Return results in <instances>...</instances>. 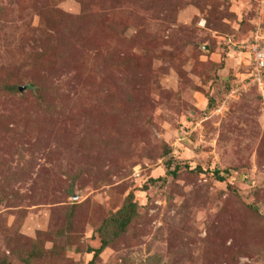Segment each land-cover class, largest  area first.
I'll return each instance as SVG.
<instances>
[{
	"label": "rangeland",
	"instance_id": "1",
	"mask_svg": "<svg viewBox=\"0 0 264 264\" xmlns=\"http://www.w3.org/2000/svg\"><path fill=\"white\" fill-rule=\"evenodd\" d=\"M260 1L0 0V263L264 264Z\"/></svg>",
	"mask_w": 264,
	"mask_h": 264
},
{
	"label": "built area",
	"instance_id": "2",
	"mask_svg": "<svg viewBox=\"0 0 264 264\" xmlns=\"http://www.w3.org/2000/svg\"><path fill=\"white\" fill-rule=\"evenodd\" d=\"M264 22V0L260 1L258 11L255 16V23L251 35L250 45L247 44L242 48L249 52V71L243 79L244 83L240 88L233 89L229 92V96L237 90L246 88H255L259 95L264 98V32L262 25Z\"/></svg>",
	"mask_w": 264,
	"mask_h": 264
},
{
	"label": "trees",
	"instance_id": "3",
	"mask_svg": "<svg viewBox=\"0 0 264 264\" xmlns=\"http://www.w3.org/2000/svg\"><path fill=\"white\" fill-rule=\"evenodd\" d=\"M251 89L255 90V88L253 87ZM9 90L12 91L14 90V88L11 87L9 88ZM255 92L257 93L258 97H261L256 90ZM215 173L218 181H222L223 178L218 175V172L215 171ZM170 174L175 175V170L171 171ZM137 215V205L133 201L132 196H129L125 204L115 213L110 214L104 221L102 225L100 246L97 249L93 250V259H95L115 238L119 237L136 219ZM92 261H90L89 264H93ZM0 264L8 263L2 261Z\"/></svg>",
	"mask_w": 264,
	"mask_h": 264
},
{
	"label": "water",
	"instance_id": "4",
	"mask_svg": "<svg viewBox=\"0 0 264 264\" xmlns=\"http://www.w3.org/2000/svg\"><path fill=\"white\" fill-rule=\"evenodd\" d=\"M18 89H19V91H22V90H24L25 89V87L23 86H21V87H18Z\"/></svg>",
	"mask_w": 264,
	"mask_h": 264
}]
</instances>
